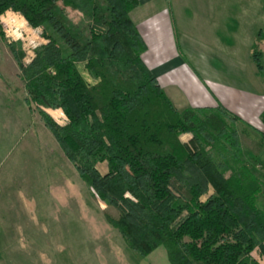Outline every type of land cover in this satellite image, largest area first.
I'll return each mask as SVG.
<instances>
[{
    "label": "trees",
    "instance_id": "trees-1",
    "mask_svg": "<svg viewBox=\"0 0 264 264\" xmlns=\"http://www.w3.org/2000/svg\"><path fill=\"white\" fill-rule=\"evenodd\" d=\"M139 4L0 0V36L1 17L13 11L46 41L27 64L8 44L25 102L93 193L119 209L108 222L141 256L164 246L171 264H264V175L245 160L238 128L251 125L222 106L174 105L144 60L131 17ZM262 39L251 56L264 79ZM48 108L62 109L65 124Z\"/></svg>",
    "mask_w": 264,
    "mask_h": 264
},
{
    "label": "rangeland",
    "instance_id": "rangeland-1",
    "mask_svg": "<svg viewBox=\"0 0 264 264\" xmlns=\"http://www.w3.org/2000/svg\"><path fill=\"white\" fill-rule=\"evenodd\" d=\"M154 6L170 10L183 57L196 65L214 58L226 65L233 60L241 71L229 80L259 90L264 79L246 51L252 50L261 30L259 47L264 51V0H153L139 8L135 19ZM72 16L79 17L74 12ZM198 16L234 17L241 27L240 46L230 52L219 34L223 44L206 48V55H200ZM1 20L5 35L0 36V254L5 259L0 264H150L108 222L106 215L117 218L119 209L107 206L93 193L38 112H32L25 102L24 81L8 44L22 48L27 64L36 48L46 42L42 29L30 26L19 13H5ZM241 37L250 39L249 49ZM50 112L58 123L65 124L62 109ZM238 128L248 164L263 177L258 162L264 163V137L242 122ZM99 168L103 171L102 165ZM156 250L166 253L164 246ZM254 254L259 256L257 251Z\"/></svg>",
    "mask_w": 264,
    "mask_h": 264
},
{
    "label": "crops",
    "instance_id": "crops-1",
    "mask_svg": "<svg viewBox=\"0 0 264 264\" xmlns=\"http://www.w3.org/2000/svg\"><path fill=\"white\" fill-rule=\"evenodd\" d=\"M139 1L140 4L131 12V17L136 23L147 46L143 56L144 60L156 75L160 85L166 91L174 105L179 110H184L189 107L216 108L222 106L237 114L249 125L262 129L264 126L261 121V114L264 111V80L260 82L261 85L258 86V91L251 89L253 87L249 83H239L229 80V77L234 76L235 72L241 71L240 68H237L232 63L233 60L232 62H228V65H226V62L220 61L217 58L207 60L210 63L197 61V65L193 64L179 52L174 36V20L171 18L172 15H169L170 10L167 7L157 10L156 6H154L151 12L146 13L144 16L139 15L135 19L134 15L138 14L139 8L145 5L148 6L153 0ZM196 23L200 25L199 27L196 26V29L199 30L198 46L203 50V52H199L200 55H206V48L217 47V45L223 44L222 39L218 38L219 34H223V38L227 41V43L224 42V45L226 44L230 52L240 46L238 42L241 27L235 23L234 17L219 18L217 16L209 18L198 16ZM259 32H262V30ZM241 39L244 40L243 37ZM244 41L249 49L250 39L246 37ZM246 54L248 58H251L252 50H247ZM254 109L255 113H253ZM46 110L51 113L50 110L52 108ZM254 121L256 123H253ZM190 138L191 134L189 133L182 136L183 141H188ZM240 139L245 155V145L241 132ZM244 158L248 162L246 156ZM102 168L103 172H105V164H102ZM156 251L158 250H154L146 256L150 264H171L168 262L169 258L168 260L166 258V256L168 257L167 251L166 253ZM4 259L5 257L0 254V262L4 261Z\"/></svg>",
    "mask_w": 264,
    "mask_h": 264
}]
</instances>
